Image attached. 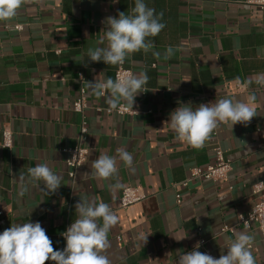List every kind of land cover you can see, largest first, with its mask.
<instances>
[{
	"label": "crops",
	"instance_id": "obj_1",
	"mask_svg": "<svg viewBox=\"0 0 264 264\" xmlns=\"http://www.w3.org/2000/svg\"><path fill=\"white\" fill-rule=\"evenodd\" d=\"M145 3L163 13L165 27L150 38L152 51L125 60L134 74L148 76L133 104L137 115L107 112L111 108L105 98L91 95L87 88V81L101 73L115 80L117 66L91 62L87 51L97 46L105 17L130 11L134 0H33L12 21L0 22V140L3 129L13 132L12 147L0 146V233L15 223L38 221L54 250H62L66 241L61 234L76 218L75 203L80 197H99L119 217L108 235L106 254L112 264H175L176 251H191L201 238L220 256L240 231L253 237L256 264H264L260 230L240 222V215L258 201L255 183L264 181V87H243L248 79L264 74V9L236 0ZM18 24L21 30L14 28ZM168 47L173 55L164 59ZM81 86L87 107L77 112L73 102ZM247 95L256 96L258 115L246 126L219 125L199 149L178 141L165 123L179 106L177 101L195 107ZM84 121L88 133L81 138ZM80 143L89 154L71 178L61 149ZM216 147L233 160L229 175L218 181L195 179L184 187L181 182L194 167L215 162ZM119 148L131 153L135 172L118 162L117 179L147 194L126 208L118 206L125 187L111 190L116 180L98 179L91 167L100 153L114 156ZM38 163H47L62 177L61 187L46 195L39 181L29 184V192L20 197L18 178L22 173L27 177L28 168ZM225 226L229 230L223 231ZM141 233L148 235L145 244ZM181 236L186 238L175 239ZM199 251L204 252L201 243Z\"/></svg>",
	"mask_w": 264,
	"mask_h": 264
},
{
	"label": "clouds",
	"instance_id": "obj_2",
	"mask_svg": "<svg viewBox=\"0 0 264 264\" xmlns=\"http://www.w3.org/2000/svg\"><path fill=\"white\" fill-rule=\"evenodd\" d=\"M33 0H0V22H10L18 11ZM118 3L119 0H112ZM163 13H156L145 0H134L130 11L118 12L116 16H107L102 21L104 28L97 40V46L87 51V60L103 61L106 65H123L125 60L135 53L152 51L154 44L150 38L157 36L165 27L162 23ZM11 26V25H9ZM156 59L161 58L159 52L153 51ZM173 55V49L168 47L163 54L164 59ZM87 66V64H85ZM99 74L94 81H87L91 95L104 97L111 109H117L121 103L133 108L135 98L148 81L146 73H124L114 80ZM252 83L264 87V74L244 82L248 88ZM236 84L240 85L239 78ZM169 114L165 123L174 132L175 138L192 148L199 149L211 137V134L221 124L233 128L236 124L247 125L255 116L256 96L247 95L243 99L226 97L216 99L207 104L192 106L183 104ZM118 162L135 172L133 156L124 149H117L116 155L100 153L92 162L94 175L100 180H116L109 187L116 191L125 187L117 179ZM28 175L22 173L19 180L18 195L23 197L29 192V184L43 182L41 191L46 195L54 194L62 185V177L54 173L47 163H38L28 168ZM77 188V185H76ZM78 189V188H77ZM75 219L61 235L66 241L62 250H54L53 242L46 230L37 221L15 223L0 233V264H45L53 261L55 264H112L106 254L110 247L108 235L111 229L119 223V217L108 203L101 198H81L75 203ZM148 235L140 234L143 244L147 243ZM186 238H175L177 241ZM253 237L246 231L235 233V238L226 245L227 252L221 251L219 258L199 251L197 243L191 251H176L175 264H256L251 251Z\"/></svg>",
	"mask_w": 264,
	"mask_h": 264
},
{
	"label": "built area",
	"instance_id": "obj_3",
	"mask_svg": "<svg viewBox=\"0 0 264 264\" xmlns=\"http://www.w3.org/2000/svg\"><path fill=\"white\" fill-rule=\"evenodd\" d=\"M239 3L246 4L249 6H256L261 9H264V0H236ZM14 28L16 30H21L22 25H15ZM61 50H57V53H60ZM124 73H133V69L127 65L126 61L123 65H118L115 71V79L117 75H123ZM78 79L80 82H83L84 76L83 72L78 73ZM87 107V100L85 95V89L83 86L80 87V94L73 102V109L77 112H83ZM98 110H102L99 108ZM107 112H116L119 115H137L138 110H135L128 105L121 103V105L113 110L107 109ZM151 111H147L145 113H149ZM88 133V127L86 121L83 122L80 130V137L84 138ZM13 145V132L9 128H5L2 131V139L0 140V146L10 148ZM62 152L67 154V158L65 160L66 165L69 168V176L74 178L78 168L84 164L87 160L89 149L80 144H77L72 147H65L61 149ZM215 153V162L213 164L208 165L207 167H199L196 166L191 170L190 176L183 180L181 184L184 187H188V185L195 179H206L212 181H218L226 178L229 173L233 169V160L225 156V152L221 147H216L214 149ZM254 192L258 194V201L255 206L252 208L250 212L246 215H240V222L245 225L247 228H251L256 226L264 239V181H258L254 185ZM147 198V194L140 187L127 186L123 189L120 200L119 207L126 208L130 205L138 203ZM177 202H181V195L177 194ZM2 211H0V215ZM3 222V220H1ZM72 222L68 223L70 226ZM67 226V227H68ZM229 230V227L225 226L223 231ZM201 245L204 246V252L211 254L215 258H219L217 254H215L210 248L206 246L207 239H200Z\"/></svg>",
	"mask_w": 264,
	"mask_h": 264
}]
</instances>
